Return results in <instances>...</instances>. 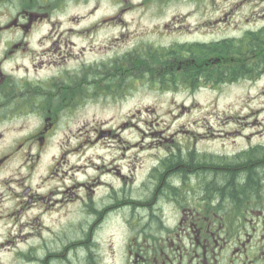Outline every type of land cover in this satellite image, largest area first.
<instances>
[{"label":"flooded vegetation","instance_id":"obj_1","mask_svg":"<svg viewBox=\"0 0 264 264\" xmlns=\"http://www.w3.org/2000/svg\"><path fill=\"white\" fill-rule=\"evenodd\" d=\"M137 1L140 6L151 2L157 12L166 2ZM135 5V0H116V5L115 0H0V144L9 142L0 150V257L21 264H264V187L249 186L241 194L235 186L231 194L226 191L231 182L201 175L240 171L253 162V151L264 148V142L251 143L256 134L246 133L253 123L247 116H239L242 126L224 131L226 137L236 135L249 144L212 155L217 164L211 166L203 158L198 161L193 151L176 150L180 130L161 133L157 141L171 143L172 150L157 159L141 187L119 167H111L113 162L88 152L100 144L106 148L107 139L122 142V125L106 128L97 120L98 102L113 104L142 79L161 89L196 88L178 78L187 72L185 61L189 67L201 62L188 47L263 38L264 25L214 42L168 49L139 43L100 61L86 60L121 39V34L106 38L99 47L95 42L101 30L128 28L125 16ZM259 6L263 16L264 1ZM230 14L217 23H231ZM181 47L184 51L177 54ZM206 55L208 64L211 57ZM243 56L255 59L247 49L232 56L223 48L218 61L225 65ZM44 70L49 71L45 77L36 76ZM143 123L152 125L148 119ZM140 130L144 146L155 134ZM56 135L61 136L60 149L38 171ZM130 147L128 141L123 157ZM12 159L19 164L8 166ZM113 174L118 188L104 180ZM34 175L39 181H32ZM221 188L223 193L217 194ZM121 215L125 229L117 245L113 216Z\"/></svg>","mask_w":264,"mask_h":264},{"label":"rangeland","instance_id":"obj_2","mask_svg":"<svg viewBox=\"0 0 264 264\" xmlns=\"http://www.w3.org/2000/svg\"><path fill=\"white\" fill-rule=\"evenodd\" d=\"M165 1L161 12H157L151 2L140 6L135 0V8L125 16L128 28L123 30L122 27L114 26L108 30H101L95 42L99 47L105 45L106 38L120 34L123 37L120 35L121 39L113 45L112 49L102 53L88 54L85 59L100 61L111 53L119 54L139 43L157 44L168 49L196 41L214 42L226 37H239L241 31L245 29L264 25L262 6H259V2L264 0H248L245 5L237 8L234 5L239 0ZM255 8L258 12L256 19L253 18ZM224 13L227 16L231 13L232 22L218 24V18L223 17ZM246 17H249L250 21H246ZM196 62L192 66L196 65ZM185 63L188 67V62L185 61ZM212 63L220 65L221 62L217 58ZM47 73H49L48 70L39 71L36 76L42 78ZM168 88L171 87H164V89L154 87L148 79H142L140 82H135L127 94L115 98L113 104L107 105V101H103L94 105L97 120L104 121L106 128L115 129L120 125L123 126L119 131L122 142L118 141L119 139H107L106 148L101 149L100 144L88 149V152H94L97 157H104L107 163L113 162L111 167H119L124 175L130 177V182L134 181L141 187L157 159L172 150V148L168 149L171 143L161 144L157 141L161 133L171 134L180 130L179 132L183 134L174 143L176 150L181 152L184 148V150L193 151L198 161L203 158L210 164H217L212 162L210 158L212 155L227 154L229 151L249 144L248 141L237 138L236 135L225 136L224 130H232L236 125L242 126L240 123L244 120L241 119L239 123V116H247L246 120L250 119L253 122L246 129L247 134H256L251 143L264 142V71L252 76L242 75L235 80L227 79L221 84H205L200 81L196 88L189 89L186 86ZM94 106H91L92 109ZM145 119H148L152 125L144 124ZM37 124L38 121L34 120L33 125ZM140 129L145 130L147 134H155L146 139L144 146L141 140L143 133ZM60 139V135L52 139L47 148L49 152L46 156L48 157L39 164L38 169L36 168L38 171H42L49 164V157L52 154L58 153ZM128 141L131 147L125 158L122 148ZM8 143L1 142L0 150L8 146ZM133 144L138 146L133 147ZM101 163L102 160L99 159V164ZM18 164L17 159H12L7 165ZM7 172L3 171L2 175ZM117 178L118 176L113 174L110 177L106 176L104 180L113 184L114 188H118ZM32 181H39L37 175H34ZM113 219L115 241L119 245L120 236L125 229L120 221L122 215L113 216ZM0 258L2 264H21L7 255Z\"/></svg>","mask_w":264,"mask_h":264},{"label":"trees","instance_id":"obj_3","mask_svg":"<svg viewBox=\"0 0 264 264\" xmlns=\"http://www.w3.org/2000/svg\"><path fill=\"white\" fill-rule=\"evenodd\" d=\"M260 34L263 36L262 39H252L251 42L246 44L231 40L226 41L225 44H221V46L220 43H212L204 47L200 45L188 47L187 52L192 54L194 58L198 56L197 59L201 60V62L200 65H194L192 67H187L185 65L184 68L187 72L180 73L181 76L178 78H181L190 85H197L200 81H203L205 84H221L227 79L235 80L242 75L252 76L253 74H258L264 67V30H262ZM223 48H225V55L232 56L243 49H247L252 54L255 53V59L247 60V57L243 56L242 60L229 61L226 62L225 65H223L224 63L214 65L212 62L219 57L220 51ZM183 51L184 49L181 47L176 50V53L181 54ZM205 52L207 53L206 56L211 57L208 64L205 60V56H202ZM252 159L253 162L242 165L240 171L235 169H217L205 171L201 173V175L203 177L214 175L216 181L219 183L231 182L232 185H229L228 190H226L229 193L231 192V194H235L236 190L234 188L236 187L241 191V194L249 190V186L259 185L264 187V148L253 151ZM206 165L211 166L212 164L207 163ZM185 166L188 167L189 165L186 164L181 168L184 170ZM163 191L165 192L166 190L164 189ZM216 191L217 194H221L223 193V188Z\"/></svg>","mask_w":264,"mask_h":264}]
</instances>
